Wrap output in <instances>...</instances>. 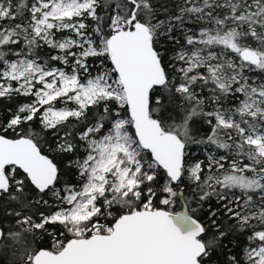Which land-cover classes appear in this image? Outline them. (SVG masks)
<instances>
[{
	"label": "snow or ice",
	"instance_id": "1",
	"mask_svg": "<svg viewBox=\"0 0 264 264\" xmlns=\"http://www.w3.org/2000/svg\"><path fill=\"white\" fill-rule=\"evenodd\" d=\"M0 204V264H264V0H0Z\"/></svg>",
	"mask_w": 264,
	"mask_h": 264
},
{
	"label": "trees",
	"instance_id": "2",
	"mask_svg": "<svg viewBox=\"0 0 264 264\" xmlns=\"http://www.w3.org/2000/svg\"><path fill=\"white\" fill-rule=\"evenodd\" d=\"M5 207H7V205L0 204V216L3 215V211H4ZM41 210H43V209H41ZM201 217H203V213H201ZM221 259H223V257H221Z\"/></svg>",
	"mask_w": 264,
	"mask_h": 264
}]
</instances>
